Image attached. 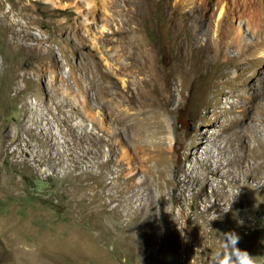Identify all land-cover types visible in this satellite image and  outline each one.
<instances>
[{"label": "rangeland", "instance_id": "1", "mask_svg": "<svg viewBox=\"0 0 264 264\" xmlns=\"http://www.w3.org/2000/svg\"><path fill=\"white\" fill-rule=\"evenodd\" d=\"M115 1L107 24L84 0L1 1L0 264H210L230 231L264 264V0ZM65 22L86 29L76 39L58 30ZM125 24L150 49L161 105L140 104L142 65L98 42ZM34 95L49 117L33 113ZM155 124L157 138L173 136L165 162L135 137L143 129L149 147ZM111 135L127 161L110 153ZM206 147L218 162L198 163ZM128 176L134 189H110Z\"/></svg>", "mask_w": 264, "mask_h": 264}, {"label": "bare ground", "instance_id": "2", "mask_svg": "<svg viewBox=\"0 0 264 264\" xmlns=\"http://www.w3.org/2000/svg\"><path fill=\"white\" fill-rule=\"evenodd\" d=\"M1 1L2 0H0V5L2 3ZM44 1L46 3H53V4H55V2L57 0H44ZM241 1H245V0H240V2ZM253 1L259 3L260 0H253ZM115 5H116V1L115 0H84V6H85L84 9L86 10L87 17L96 18L97 16H99L101 18V20L104 21L105 24H107V18L109 17V13H108L109 12V9L112 8ZM27 7H25V8H27ZM22 8H23V6H22ZM216 9H218L217 17H221V15L224 14L226 8H224L223 5H220ZM26 10H28V9H26ZM20 13H21V11H20ZM2 14L3 15H2L1 18H4L6 16V13L4 12ZM64 25H66V22L65 23H59L58 30L60 32H62V33H65L66 32L68 35H72L76 39H77L78 35H80L81 30H85L86 29V28L85 29H81L80 26L78 27L76 25H73V26H71V27L68 28L69 29L68 31H66L67 28ZM125 25H127V28L120 27L117 30H112L110 33L109 32H105L103 35H101V37L99 38V41L98 42H101L104 45H107V43H111L112 41H114L116 43L117 48L119 49V51H122L123 53H126L127 54V57H129L130 59H134L138 63H140L142 65V68L147 73L144 77H141V79L139 81H137V82L134 81L135 84H137L140 87V90L137 88V91H136L137 92V96H138V98L140 100V104L141 105H144L146 102H149L150 105H155V106L156 105H159V104L161 105L162 104V100H163V94H161L159 96H152V94H150V91L152 90L151 86H153V82H156V80H159L158 79L159 78V75H158L157 71L156 70H155V72L154 71H151V69H152L153 66L151 65L152 64V58H151V54H150V49L147 46V43H145L142 39H140V41H138L137 38L135 36H133L132 33H130L132 31L130 24H125ZM84 26H85V24H84ZM114 33H119V35H117L116 38L114 40H112L110 36L113 35ZM129 50L131 52L130 55L128 54V51ZM185 55H186V50L183 52L182 62H184V60H186V58L183 57ZM243 69H246V68H243ZM149 71H151V73ZM86 73H87V69L85 70V74ZM69 74H72V70L70 71ZM249 79H250L249 77H246L245 78V83ZM77 80L78 79H75V82ZM95 82H96V75L93 74L92 79L90 80V83L94 85ZM179 82H180V86H181L182 85V78H180V81ZM220 83H221V87H224V86H227L229 84H233V81H232L231 78H227L225 80H222ZM18 86H20L18 93L21 92L22 94L20 95V93H19L18 98L16 97L18 100H16V99L15 100L21 102V107L20 108L22 110V107L24 105H26V100H24V97L25 96L23 97V94H25V92L28 91V86L26 84H24V85H18ZM102 86H104V83L103 82H99L98 83V87L99 88H102ZM258 92L261 93V94L264 93V87L262 89L260 87L258 89ZM228 94L232 95V91H230ZM15 95H17V93ZM0 96H2V95H0ZM5 96H7V95H5ZM14 98H15V96H13V99ZM33 98H34L33 106L31 104H29L31 107H33V109H32L33 110V113L39 114V117H43L44 119H45L46 116L49 117L48 116V113H47L49 111L48 110L47 103H45L44 101H40V99H39L40 98V95H34ZM58 106L60 108L62 107L61 104H58ZM59 107L55 106L54 111L60 110ZM26 110H28V108L26 106H24L23 111L25 112ZM60 111H59V113H60ZM156 112H154V113H156ZM56 113H58V112H56ZM62 113L65 114L64 111ZM70 116H71V114H69V113L65 114L64 118L61 117V121H63L65 118H68ZM124 117L121 116V120H123ZM53 118L56 121L60 117L59 116H52L51 118L47 119V122L46 123L48 124V129L49 130L52 128L51 126L53 124H50V123H51V121H53L52 120ZM97 120H100V119H97ZM117 120L119 121L120 119H117ZM24 121H25V123L23 124L24 125V128H26V127L29 128L32 124H35V122L37 120H36V117H34V115L31 114V115H28V117ZM117 123L118 122L117 121H114V119L112 118L111 121H109L107 124H108V127H111V126H115L116 127L117 126ZM19 125H21V123ZM159 125L160 124H155L154 131H153V133L150 134L151 137H152V139H153L152 144L150 145L151 147L150 146L148 147L146 144H144L145 140L143 139V137L146 134L143 132V129H142V131L138 129L136 131V133H135V137H136V140L139 143L138 145L141 146V147H143V150H144L143 152L144 153L146 151L152 153V155L150 154L149 159L153 157L158 162H161V161L162 162L163 161L165 162L166 159L164 157H165V154H166V148L163 147V141H165V140H171L173 138V136L171 135L170 132H168L167 133V136H162V137L157 138V134H159V135L161 134L162 135L165 132V130L162 127H160ZM59 134H63V132L60 130ZM112 136L113 135L109 136L108 139L106 140L107 144L110 145L109 146L110 147V149H109L110 150V153L113 154L114 157L120 156V158L122 160L127 161L128 160V153L125 151V149L124 150H121L119 148L118 149H115L113 147V145H114V139H113ZM103 139L104 138H102V137L92 136V140H91L92 143L91 144L98 146V149H97L98 152H101V150H100L99 147L101 145H103V143H104L103 142ZM138 149L141 150V148H139V147H138ZM203 153L205 155V158H202L201 161L198 162V163H200V165H206L207 164V161H209L210 158H212L213 160H216L217 162L219 161L217 155H215L213 152L211 153L210 150L207 147L204 148ZM146 159H148V158L146 157ZM147 162H149V161H147ZM154 162H155V160H154ZM105 164H106V162H102L100 164V168H103L105 166ZM195 168H196V166L194 164L191 165V169L192 170H195ZM212 171H215V172L217 171L216 165H215V167L212 168ZM225 172H227V171H225ZM117 177L119 178V174H118ZM156 178H158V176H156L155 179ZM117 181H119L118 184L115 183V182H112V185H111L110 189L111 188H114V189H128L129 190V189H134V187L136 185V183L133 182V177H130V176H128L127 178H122L121 181L119 179H117Z\"/></svg>", "mask_w": 264, "mask_h": 264}, {"label": "clouds", "instance_id": "3", "mask_svg": "<svg viewBox=\"0 0 264 264\" xmlns=\"http://www.w3.org/2000/svg\"><path fill=\"white\" fill-rule=\"evenodd\" d=\"M219 250L213 253L210 264H255V258L238 247L240 236L236 232L218 234Z\"/></svg>", "mask_w": 264, "mask_h": 264}]
</instances>
